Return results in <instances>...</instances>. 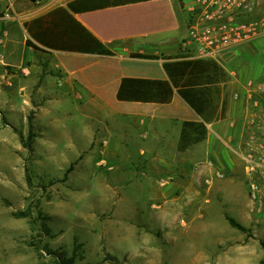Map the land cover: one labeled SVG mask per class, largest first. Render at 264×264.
Segmentation results:
<instances>
[{
  "label": "rangeland",
  "instance_id": "rangeland-1",
  "mask_svg": "<svg viewBox=\"0 0 264 264\" xmlns=\"http://www.w3.org/2000/svg\"><path fill=\"white\" fill-rule=\"evenodd\" d=\"M14 8L0 21L18 20ZM18 47L16 60L5 58L0 41V264H59L57 255L71 264H264V170L249 174L243 161L235 178L208 172L191 200L164 205L150 185L109 186L106 139L88 131L101 112L59 85L42 54L35 67ZM48 74L52 84L39 92ZM254 87L264 99V83ZM30 131L33 150L22 141Z\"/></svg>",
  "mask_w": 264,
  "mask_h": 264
},
{
  "label": "crops",
  "instance_id": "crops-1",
  "mask_svg": "<svg viewBox=\"0 0 264 264\" xmlns=\"http://www.w3.org/2000/svg\"><path fill=\"white\" fill-rule=\"evenodd\" d=\"M10 2L18 20L0 21L6 25L0 39L5 58L17 51V41L23 60H37L32 66L38 67L42 54L50 70L62 75L59 85L75 92L81 106L101 112L88 131L106 139L107 185L134 180L135 186L155 187L160 205L185 202L197 179L208 172L235 178L246 153L264 154V99L251 93L255 83H264V37L217 57H198L194 47L182 46L192 22V0ZM7 4L0 0V13ZM59 7L115 54L52 49L34 39L25 23ZM21 28L24 36L17 40L14 33ZM51 75L39 92L50 88ZM58 98L68 100L62 94ZM185 121L204 122L207 135L181 150ZM230 179L227 185L236 183Z\"/></svg>",
  "mask_w": 264,
  "mask_h": 264
},
{
  "label": "built area",
  "instance_id": "built-area-1",
  "mask_svg": "<svg viewBox=\"0 0 264 264\" xmlns=\"http://www.w3.org/2000/svg\"><path fill=\"white\" fill-rule=\"evenodd\" d=\"M12 7L8 0L6 10ZM189 10L192 22L182 46L194 47L198 57H217L264 37V0H192ZM243 160L249 174L264 170L262 152L246 153ZM216 174L224 176L221 171ZM252 186L256 197L255 184Z\"/></svg>",
  "mask_w": 264,
  "mask_h": 264
},
{
  "label": "trees",
  "instance_id": "trees-1",
  "mask_svg": "<svg viewBox=\"0 0 264 264\" xmlns=\"http://www.w3.org/2000/svg\"><path fill=\"white\" fill-rule=\"evenodd\" d=\"M30 35L39 43L52 49L77 51L83 53H98L114 55L115 53L95 37L65 8L59 7L41 17L25 23ZM62 38V40H60ZM138 57L151 58L153 56L137 54ZM120 97V95H119ZM122 97V96H121ZM207 135L204 122L185 121L179 142V148L184 150L194 143L203 141ZM35 135L29 132L28 139L22 140L25 147L33 150ZM31 182V180H29ZM229 223L241 231L247 228L230 215L226 216ZM264 248V242L262 243ZM59 264H71L68 260L57 255Z\"/></svg>",
  "mask_w": 264,
  "mask_h": 264
}]
</instances>
